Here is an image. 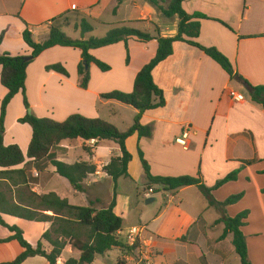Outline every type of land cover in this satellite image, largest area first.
<instances>
[{"label":"crops","instance_id":"crops-1","mask_svg":"<svg viewBox=\"0 0 264 264\" xmlns=\"http://www.w3.org/2000/svg\"><path fill=\"white\" fill-rule=\"evenodd\" d=\"M15 1L18 5L15 16L29 26L34 42L36 41L33 35H39L37 38L41 40L36 43L48 37V25L52 19L69 11H75L67 15L73 17L74 26L85 20L93 29L87 19L91 15L96 16V11H106L115 15L118 20L115 24L117 26L111 29L128 27L160 38L174 37L177 32L176 18L161 17L156 9L144 0ZM182 8L189 15L201 13L209 19L223 22L230 28L217 21L201 20L200 33L194 41L201 46L214 47L220 51L231 63L236 77L230 78L199 49L182 42L175 43L173 54L152 71L153 82L162 91L165 105L163 108L146 111L140 117L142 126H151V136L138 140L137 135H133L125 142L126 149L132 156L128 165L130 177L120 178L114 185L111 178L101 171L111 158L120 156L117 144L94 140L63 141L53 150L57 160L66 164L84 161L95 165L96 173L84 180L81 191H76L49 165L44 172L32 171L35 183L31 185V189L37 194L55 192L66 197L74 206H88L90 203L94 205L100 202L99 195L104 189L109 196L107 188L111 184L115 192L114 213L124 219L120 210L124 195L117 191L122 179L136 183L137 178L134 179L130 172L134 164L140 165L138 181L144 187L142 191L145 189L142 194L145 203L151 199L154 202V194L159 193L155 187L157 185L151 184V188L147 189L148 182L138 158L137 147L148 163L152 177L199 176L203 184L211 188L217 181L238 171L236 180L226 182L212 191L213 205L209 204L208 199L195 186L173 191L162 187V193L168 195V206L176 212V217L170 219V236L167 242H163L159 236L146 230L144 239L148 245V236L155 238L154 255L158 257L168 250H178L177 253H172L175 258L163 264H175L177 261L185 264H224L227 256L234 252L232 235L228 234L220 240L224 225L217 221L222 217L233 218L247 212V218L241 228L246 241L247 257L251 264H264V111L259 104L251 101L248 92V86L264 85V0H186L182 3ZM114 9L115 14L112 13ZM5 11L6 2L0 1V16L5 15ZM96 21L101 20L96 17ZM69 24L71 21L67 20L64 26ZM22 31L23 27L20 36ZM2 33L0 54L30 55L29 49L24 50L27 46L22 36L17 52H6L8 31L0 27V34ZM157 47L156 40L140 43L129 39L128 63L126 47L122 42L91 50L90 55L107 64L110 70L101 72L95 65L90 64V78L86 89L79 86V50L56 46L44 51L26 68L24 94L31 108L30 112L37 118L52 117L49 119L57 122L76 114L88 119L103 120L118 130L125 131L133 124L138 111L116 101L104 100L101 95L111 91L131 93L137 73L154 58ZM53 64H61L68 77L45 70ZM231 93L240 96L241 100H235ZM5 95L6 90L0 84V106ZM13 106H16V111L11 114ZM25 114L23 97L18 93L6 109L3 144L18 146L24 156L31 139V128L18 123V120ZM14 129L15 132H12ZM186 129L189 132L188 145L183 149L175 140ZM75 141H79L78 146L82 152L83 145L90 148L92 156L84 152L74 158V151L69 144ZM105 149L107 157L103 160ZM246 161L251 162L245 164ZM22 167L23 165H20L14 169ZM34 173H37V177ZM150 190L152 192L149 194ZM239 194L242 197L233 205L221 207L217 204ZM126 198L133 202L130 197ZM110 202L103 204L102 208L108 207ZM47 214L51 215L50 212ZM160 216L154 220L160 219ZM4 217L9 216H2L3 221ZM147 221L144 220V223L147 224ZM37 224H40L39 240L33 247L50 228L49 223ZM216 231L220 234H216ZM22 232L24 237L25 232ZM9 235L8 232L0 239ZM43 246L47 251L50 250L47 243H43ZM10 248L14 249L15 257L22 251L15 241L0 244V263L15 258L9 259ZM68 250V255H72L69 258L79 257L78 252L70 245H67L63 252L68 253ZM66 260L60 257L58 262L64 264ZM126 260L129 258L126 257Z\"/></svg>","mask_w":264,"mask_h":264},{"label":"trees","instance_id":"trees-1","mask_svg":"<svg viewBox=\"0 0 264 264\" xmlns=\"http://www.w3.org/2000/svg\"><path fill=\"white\" fill-rule=\"evenodd\" d=\"M144 1L155 8L161 17L178 20L177 32L174 37L160 38L128 27H117L109 30L103 38L73 40L61 30L67 21V15L75 12L69 11L49 22L48 37L40 43L33 41L29 26L24 23L21 36L24 44L30 50L29 56L0 54V84L6 90V95L0 106V226L10 233L8 237L0 239V244L15 241L22 249L12 261L0 264H23L26 260L34 257L45 259L47 264H57L67 245L78 252L79 257L77 259L69 258L64 264H93L97 256H104L113 249L129 252L135 250L138 245L129 247L118 238V232L122 230V219L114 213L115 192L106 208L96 209L92 203L88 206H74L69 203L66 197L55 192L43 194L33 192L31 185L35 183V179L32 176V171L36 170L41 173L51 165L54 167L55 173L66 179L73 190L81 191L84 180L89 175L96 173V166L84 161L66 164L56 159L53 150L63 141H110L118 145L120 156L111 158L101 168V171L111 178L114 185L120 178H129L128 165L132 156L127 151L125 142L133 135H137L138 140L151 136V126H142L140 117L146 111L163 108L165 105L162 91L153 82L152 71L159 63L173 54V45L177 42L199 49L219 65L230 78L236 77L231 63L220 51L214 47L201 46L194 41L199 36L201 20L217 21L230 29L226 24L209 19L201 13L187 14L182 8V3L186 0ZM75 28L81 29L82 38L93 30L85 20H81ZM2 39L3 33L0 34V44ZM129 39H135L140 43L156 40L158 47L154 58L137 73L131 93L111 91L101 95L104 100L116 101L138 111L133 124L128 129L120 131L114 125L103 120L88 119L76 114L62 122H57L48 118H37L30 110L27 112L30 106L24 94L26 68L41 53L56 46L79 50L81 57L77 67L79 86L86 89L90 78V64L95 65L101 72L110 70L107 64L95 59L89 52L122 42L126 47V63H128L127 42ZM24 57H31V60L24 61ZM45 70L68 77L66 69L61 64L49 65ZM248 92L251 101L259 104L264 111V85L248 86ZM18 93L23 96V106L26 110L25 116L19 119L18 123L26 124L31 128V139L25 156L18 146L3 144V120L6 109ZM82 149L88 156H92L90 148L83 145ZM137 153L148 182L147 189L151 188V184L161 185L168 191L195 186L208 199L210 205L214 204L211 199L212 191L226 182L236 180L238 174V171L229 174L223 180L217 181L211 188L206 187L199 176L152 177L149 165L139 147H137ZM250 162L246 161L245 164H250ZM20 165L23 167L14 169ZM241 197V194L235 195L217 204L221 207L233 205ZM47 212H50L51 215H48ZM2 216L26 222L49 223L50 228L42 234L41 241L33 247L24 239L22 230L17 226L7 225ZM246 218L247 212H242L233 218L222 217L217 221L224 225L220 240H223L228 234L232 235V246L241 264H251L247 257L245 237L241 232ZM43 243L48 244L49 251L44 248ZM175 264L185 263L177 261Z\"/></svg>","mask_w":264,"mask_h":264},{"label":"rangeland","instance_id":"rangeland-1","mask_svg":"<svg viewBox=\"0 0 264 264\" xmlns=\"http://www.w3.org/2000/svg\"><path fill=\"white\" fill-rule=\"evenodd\" d=\"M6 2V13L5 15L0 16V27H4L8 31V38L6 40V52H10L8 50H12V52H17V48L19 45H21V36H20V30L23 27L24 30V24L19 20L18 17L15 16L16 8L18 5H16L15 0H0ZM115 10V9H114ZM113 10V11H114ZM96 11L95 15H91L87 20L88 22L93 26V31L86 34L83 38L81 35V29L76 27V24L74 26L73 24V17L68 16L66 20L71 21V24L68 26H64L62 29V32L69 38L73 40H88L90 38H103L108 31L114 27L116 22H118L115 15H111L107 13L106 11L100 12ZM99 13V15H98ZM113 13V12H112ZM115 14V13H113ZM97 19L101 21H96ZM71 19V20H70ZM103 22V23H102ZM37 31V29H34ZM39 35L34 34V40L36 42L40 41L41 39H38ZM75 49V48H73ZM1 50H3L1 48ZM16 50V51H14ZM24 50H28V48H24ZM29 51V50H28ZM29 56V55H25ZM49 89V88H48ZM23 97V96H22ZM17 107H20V105H17ZM131 108V107H130ZM31 110V108L27 109V112ZM16 111V106H13L11 109V114H13ZM52 118V117H48ZM12 132H15V129L12 130ZM71 143V142H70ZM71 145L74 153V158L77 156L83 155L84 152H82L79 145V141L72 142ZM107 157V150L105 149L103 152V160ZM77 160V159H74ZM136 163V162H135ZM136 165V166H135ZM140 171V165L134 164L130 168L131 175L133 178H137L136 183L129 182L127 180H120V184L118 187V193L124 195L123 202L121 204V212L124 214V219H122V234L118 235V238L120 241H122L125 244V234L126 232L132 228V227H142L145 226V229L151 233L156 234L155 236H159L161 241L167 242L168 238L170 236V219L176 217V212L168 206V195L163 194V188L161 185L155 186L157 190H159V193L154 194V202L150 204H146L145 200L142 198V194L144 188L142 183L138 181V174ZM38 179V178H37ZM109 193L106 195V189L100 193L99 197H101L99 203H95L93 205L94 208L100 209L104 205H106L109 201H111L113 196V186L111 184L107 188ZM162 193V194H161ZM126 197H130L133 199L132 203L128 201ZM193 201V200H192ZM106 203V204H105ZM104 204V205H103ZM160 216V219L154 220V218H158ZM144 220H148L147 224L144 223ZM4 221L7 222L10 226H17L22 231L25 232L24 239L33 246L38 240V233H39V227L40 224L34 223V222H26L22 220H16L9 217H4ZM145 230V231H146ZM7 230L2 228L0 226V237H2L4 234H7ZM216 234H220L219 231L215 232ZM143 240L146 232L141 233ZM150 236V235H149ZM149 244L146 245V242L143 244L138 245V247L129 252L127 250H113L109 253H107L105 256H97L95 258V262L93 264H163V262H170L169 260L175 258L172 254L177 253L178 250L175 248L173 250H168L165 252V254L161 257H158L157 255H154V248H153V242L155 238L152 236L149 238ZM147 248V252H145V249ZM71 249V248H70ZM67 251L63 252L61 258L62 259H68L69 256ZM76 253H74L73 257H75ZM9 259L12 260L14 256V249H9ZM126 257L129 258V260H126ZM8 261V259L6 260ZM23 264H47L45 259L41 257H34L26 260ZM57 264L59 262L57 261ZM224 264H241L238 256L235 254V252L229 254L227 258L224 261Z\"/></svg>","mask_w":264,"mask_h":264},{"label":"built area","instance_id":"built-area-1","mask_svg":"<svg viewBox=\"0 0 264 264\" xmlns=\"http://www.w3.org/2000/svg\"><path fill=\"white\" fill-rule=\"evenodd\" d=\"M231 96L234 97L235 100L239 101L241 100V97L238 95H235L234 93H231ZM189 132L188 129L184 130L179 138L175 140V142L180 145L183 149L187 148V142H188ZM34 176L37 177V173H34ZM152 191H149V194ZM148 196V195H146ZM146 229L144 227H132L130 228L126 234H125V245L129 247H133L134 245H140L145 243V240H143L141 233L146 232ZM122 234V231L118 232V235ZM147 248L145 249V252H147Z\"/></svg>","mask_w":264,"mask_h":264},{"label":"water","instance_id":"water-1","mask_svg":"<svg viewBox=\"0 0 264 264\" xmlns=\"http://www.w3.org/2000/svg\"><path fill=\"white\" fill-rule=\"evenodd\" d=\"M23 60L29 61V60H31V57H24ZM150 202H152V199L150 201H146V203H150Z\"/></svg>","mask_w":264,"mask_h":264}]
</instances>
